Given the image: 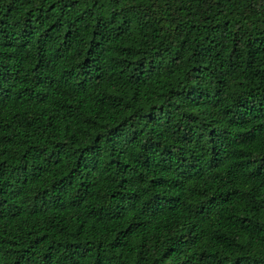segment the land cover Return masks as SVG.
<instances>
[{
    "label": "trees",
    "instance_id": "1",
    "mask_svg": "<svg viewBox=\"0 0 264 264\" xmlns=\"http://www.w3.org/2000/svg\"><path fill=\"white\" fill-rule=\"evenodd\" d=\"M0 264H264V0H0Z\"/></svg>",
    "mask_w": 264,
    "mask_h": 264
}]
</instances>
